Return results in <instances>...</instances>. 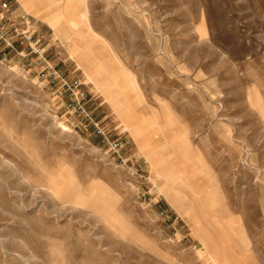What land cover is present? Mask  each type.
<instances>
[{"label":"rangeland","instance_id":"obj_1","mask_svg":"<svg viewBox=\"0 0 264 264\" xmlns=\"http://www.w3.org/2000/svg\"><path fill=\"white\" fill-rule=\"evenodd\" d=\"M18 1L0 0V264H264V0H46L77 14L142 138Z\"/></svg>","mask_w":264,"mask_h":264},{"label":"bare ground","instance_id":"obj_2","mask_svg":"<svg viewBox=\"0 0 264 264\" xmlns=\"http://www.w3.org/2000/svg\"><path fill=\"white\" fill-rule=\"evenodd\" d=\"M20 1L28 12L33 13L34 15L42 18L52 26L56 36L67 49L68 55L72 59H75L77 61L78 65L81 68H83V71L87 76V78L91 82H93L107 96L110 104L113 106V108H115L118 115H120V117L123 119L125 126L128 127V129H130L132 134L136 137H141L144 130L141 129L138 125H136L137 122L134 119L130 108L128 106H123V103L121 102L124 101L125 94L121 93V91L119 90H116L114 87L107 85V83L114 76L107 71V68L105 67L103 60L99 57V55L95 53V51H93L92 49L93 42H90V40L87 39V37L84 38L83 35L76 30L77 27L80 25L77 14H75V12H73L68 7L66 8L65 12L64 11L61 12L60 11L61 9L57 7L58 3L56 1H53L51 6L45 5L46 0H20ZM70 1L72 0H68V2ZM63 13L65 14L63 15ZM71 27L72 28L74 27V29L71 30ZM149 140H151L152 141L151 143H153V139H149ZM147 141L148 140H146V142ZM143 143H140V146L143 149H146L145 144ZM158 171L159 173L161 172V174L164 175L163 170L158 168ZM180 174L184 178L181 179V183L178 184L189 188L194 194L198 193V196H200L201 198L203 196L202 189L201 188L199 189V187L198 188L192 187L188 183H186L185 180L187 179L188 181V175L186 169H181ZM156 187H159V185ZM48 189L54 196H57L55 194L57 192H55L53 188L48 187ZM170 197L171 200L176 201L174 196H170ZM84 201H85L84 196L80 195L77 200L70 201L69 204L72 206H77L80 203H83ZM191 206L192 204L190 203L187 204L186 206L185 205L183 206L184 212L187 215L189 221L193 219V215H192L193 212ZM198 229L201 232H204V228L202 226H198ZM217 253L218 252L216 249L210 251V255L213 259H216Z\"/></svg>","mask_w":264,"mask_h":264},{"label":"built area","instance_id":"obj_3","mask_svg":"<svg viewBox=\"0 0 264 264\" xmlns=\"http://www.w3.org/2000/svg\"><path fill=\"white\" fill-rule=\"evenodd\" d=\"M25 23L27 24L28 21H25ZM27 39H31V34L27 36ZM40 77L53 89V93L59 97L68 95L74 109L85 115L87 114L84 105L89 97L82 88L80 78L74 72L65 73L48 64L40 72Z\"/></svg>","mask_w":264,"mask_h":264},{"label":"crops","instance_id":"obj_4","mask_svg":"<svg viewBox=\"0 0 264 264\" xmlns=\"http://www.w3.org/2000/svg\"><path fill=\"white\" fill-rule=\"evenodd\" d=\"M18 1V0H17ZM19 2V1H18ZM34 16V15H33ZM35 17V16H34ZM37 18V17H36ZM43 21V20H42ZM45 22V21H44ZM47 23V22H46ZM48 24V23H47ZM49 25V24H48ZM50 26V25H49Z\"/></svg>","mask_w":264,"mask_h":264}]
</instances>
